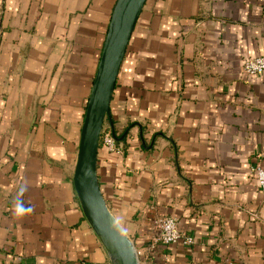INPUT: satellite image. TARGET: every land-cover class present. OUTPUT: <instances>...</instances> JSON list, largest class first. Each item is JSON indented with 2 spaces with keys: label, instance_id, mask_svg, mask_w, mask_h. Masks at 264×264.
<instances>
[{
  "label": "crops",
  "instance_id": "0c3cea01",
  "mask_svg": "<svg viewBox=\"0 0 264 264\" xmlns=\"http://www.w3.org/2000/svg\"><path fill=\"white\" fill-rule=\"evenodd\" d=\"M115 1L0 0V264H112L73 171ZM263 54L264 0L146 1L107 116L122 150L97 153L139 264H264V71L242 69ZM163 216L193 243H153Z\"/></svg>",
  "mask_w": 264,
  "mask_h": 264
},
{
  "label": "water",
  "instance_id": "95a60500",
  "mask_svg": "<svg viewBox=\"0 0 264 264\" xmlns=\"http://www.w3.org/2000/svg\"><path fill=\"white\" fill-rule=\"evenodd\" d=\"M146 1H115L80 128L73 171V184L82 211L112 264H139V258L132 240L102 195L97 176V153L127 45Z\"/></svg>",
  "mask_w": 264,
  "mask_h": 264
},
{
  "label": "built area",
  "instance_id": "2783aa9c",
  "mask_svg": "<svg viewBox=\"0 0 264 264\" xmlns=\"http://www.w3.org/2000/svg\"><path fill=\"white\" fill-rule=\"evenodd\" d=\"M242 69L247 75L263 72L264 54L246 58L243 62ZM99 144L108 152H121L122 150L121 145L117 143L112 132L109 129H105L104 126L100 133ZM249 171L258 189L264 195V167H262L260 163L251 164L249 166ZM152 240L153 243L160 242L166 245H175L178 243L190 245L193 243V238L188 234L180 232L176 220L170 216H163L158 220L156 232Z\"/></svg>",
  "mask_w": 264,
  "mask_h": 264
},
{
  "label": "clouds",
  "instance_id": "9594fccd",
  "mask_svg": "<svg viewBox=\"0 0 264 264\" xmlns=\"http://www.w3.org/2000/svg\"><path fill=\"white\" fill-rule=\"evenodd\" d=\"M25 190L26 189L21 190V195H22L23 191H25ZM15 209H16L17 215H23L26 211H28V209L25 208L23 202L19 199L16 201Z\"/></svg>",
  "mask_w": 264,
  "mask_h": 264
},
{
  "label": "trees",
  "instance_id": "16d2710c",
  "mask_svg": "<svg viewBox=\"0 0 264 264\" xmlns=\"http://www.w3.org/2000/svg\"><path fill=\"white\" fill-rule=\"evenodd\" d=\"M107 116L105 118L103 126H104L105 129H109L112 132V135L114 136L115 140L117 141V143H119V138H120L121 135L118 136V135H116V133L113 130H111V127H110V125L108 124V121H107ZM99 146H101V145L99 144Z\"/></svg>",
  "mask_w": 264,
  "mask_h": 264
}]
</instances>
